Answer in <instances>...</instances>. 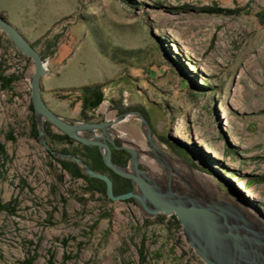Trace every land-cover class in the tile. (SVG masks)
<instances>
[{"label":"rangeland","instance_id":"rangeland-1","mask_svg":"<svg viewBox=\"0 0 264 264\" xmlns=\"http://www.w3.org/2000/svg\"><path fill=\"white\" fill-rule=\"evenodd\" d=\"M0 15L45 61L50 109L124 113L112 125L150 150L140 112L186 175L264 220V0H0ZM33 68L0 30V264H205L172 215L86 192L52 161L30 133ZM96 83L103 99L82 115L79 87Z\"/></svg>","mask_w":264,"mask_h":264},{"label":"water","instance_id":"water-1","mask_svg":"<svg viewBox=\"0 0 264 264\" xmlns=\"http://www.w3.org/2000/svg\"><path fill=\"white\" fill-rule=\"evenodd\" d=\"M0 30L33 63L34 68L29 75L30 102L37 126V138L49 153L72 160L84 175L102 180L105 194L111 200L132 198L148 216L158 213L174 215L182 227L185 241L205 264H264V225L260 218L259 221L253 219L245 209L237 206L238 202L233 197L218 187L209 188L205 185L191 166L188 167L193 177L177 171L167 154L156 145L153 130L140 112L132 111L141 120L150 155L165 171L164 178L149 174L140 165L136 149L115 142L116 136L110 133V120L73 121L54 112L42 96V77L47 73L42 56L31 41L2 15ZM125 116L124 113L118 114L116 120ZM45 122L82 144L97 146L104 164L117 175L128 178L132 188L115 194L112 179L106 172L91 168L74 154L52 149L45 139ZM96 130H100V133L97 134ZM111 146L129 154L126 164L112 160ZM177 159L182 161L179 157Z\"/></svg>","mask_w":264,"mask_h":264},{"label":"trees","instance_id":"trees-1","mask_svg":"<svg viewBox=\"0 0 264 264\" xmlns=\"http://www.w3.org/2000/svg\"><path fill=\"white\" fill-rule=\"evenodd\" d=\"M5 84H8V79L6 77H1ZM3 84V86H5ZM80 90V100H81V109L80 112L82 115H86V111L88 109H93L99 105V103L103 99V93L101 90L100 84H92V85H82L79 87ZM65 97V96H64ZM29 110L31 112L29 123H30V133L31 136L37 139V127L36 121L34 118L33 108L31 102L28 105ZM45 132L46 138L49 142H57L63 145L60 149L61 152L72 153L78 157H80L85 163H87L91 168L106 172L112 179L113 182V192L115 194L123 193L131 189V181L128 178H124L122 176L117 175L112 172L103 162L101 153L97 146L95 145H85L80 142H77L70 137H68L64 133H59L52 130V126L50 123H45ZM70 145V148H69ZM112 160L118 164H125L126 158L123 155V150H117L112 147ZM125 153V152H124ZM48 156L60 165L62 171L68 173L72 179L81 178L84 181V190L89 193H93L95 191L100 192L105 198H107L105 194V184L102 180L90 176L84 175L77 164L72 160L57 158L53 156L51 153L47 151ZM5 156V149L3 145L0 143V157ZM60 177V176H58ZM126 200H133L132 198ZM175 224H178V221L174 215H172Z\"/></svg>","mask_w":264,"mask_h":264},{"label":"bare ground","instance_id":"bare-ground-1","mask_svg":"<svg viewBox=\"0 0 264 264\" xmlns=\"http://www.w3.org/2000/svg\"><path fill=\"white\" fill-rule=\"evenodd\" d=\"M101 110L102 111H106V106H105V104H103V106L101 107ZM127 116V115H126ZM125 116V117H126ZM108 117L112 120V121H114L116 118H115V116L113 115V114H110V115H108ZM124 117V118H125ZM123 118V119H124ZM110 120V121H111ZM122 120V119H121ZM112 121H111V125H112ZM117 121V120H116ZM118 121H120V120H118ZM124 128V126L123 125H119L118 123H114L113 125H112V127L110 128V133H114V135L116 136V137H119V138H122L126 143H128L129 145L128 146H130V147H132V148H134V149H136L137 151H138V161L141 163H143L146 167H147V172L149 173V174H151V175H153V176H156V177H158V176H160V177H158V178H164L165 176H166V173H165V171L163 170V168L162 167H160L161 165L155 160V159H153L152 158V156L150 155V151L149 150H146L145 148H146V143H145V139L142 137V136H140V135H138V133L137 134H135V133H133V132H128V131H126V130H124L123 129ZM123 129V130H122ZM144 131V130H143ZM112 135V134H111ZM113 136V135H112ZM159 141V140H158ZM157 141V139L155 138V143H156V145L160 148V149H162V151H164L166 154H167V157H168V159L170 160V162H171V164L175 167V169L177 170V171H181V172H183L184 173V171H185V169H183L184 168V166H186L182 161H179L178 159H177V157L169 150V149H167V148H165L161 143H159ZM127 145V144H126ZM138 147V148H137ZM144 154H146V155H144ZM152 159H151V158ZM173 162H176L178 165H179V167H177V166H175L174 164H173ZM160 165V166H159ZM183 166V167H182ZM162 168V169H161ZM196 172V174H198V175H201L200 173H197V171H195ZM162 174H163V176H162ZM162 176V177H161ZM202 181V180H201ZM214 183H212V185L211 184H208L210 187L209 188H216L214 185H213ZM238 207H240V208H243V209H245L251 216H252V218L253 219H255V220H257V221H259L260 220V222L264 225V220L263 219H259V217L257 216V214H255L249 207H247L246 205L244 206L243 204H238L237 205ZM259 219V220H258Z\"/></svg>","mask_w":264,"mask_h":264},{"label":"flooded vegetation","instance_id":"flooded-vegetation-1","mask_svg":"<svg viewBox=\"0 0 264 264\" xmlns=\"http://www.w3.org/2000/svg\"><path fill=\"white\" fill-rule=\"evenodd\" d=\"M46 123V122H45ZM49 123V122H48ZM51 124V123H50ZM51 126H53L52 124H51ZM54 127V126H53ZM55 129H56V132H59V133H62V132H60L56 127H55ZM90 132H84V134H89ZM69 137V136H68ZM71 138V137H70ZM45 139H46V141H47V138H46V132H45ZM71 139H73V138H71ZM73 140H75V139H73ZM75 141H77V140H75ZM48 142V141H47ZM77 142H79V141H77ZM81 143V142H80ZM48 144L50 145V147L52 148V149H54V150H56V151H59L58 149H55L54 147H52V145L48 142ZM113 147V146H112ZM69 148H70V145H69ZM115 149H117V148H115ZM117 150H122V149H117ZM48 151V150H47ZM124 151V150H123ZM49 152V151H48ZM59 152H61V151H59ZM125 152V151H124ZM123 152V153H124ZM64 153H66V152H64ZM68 153V152H67ZM127 152H125V154H126ZM72 154V153H71ZM128 154V153H127ZM129 155V154H128ZM58 158V157H57ZM62 159H64V158H62ZM127 163V162H126ZM125 163V164H126ZM124 165V164H123ZM112 171V170H111ZM113 172V171H112ZM132 188V187H131Z\"/></svg>","mask_w":264,"mask_h":264},{"label":"crops","instance_id":"crops-1","mask_svg":"<svg viewBox=\"0 0 264 264\" xmlns=\"http://www.w3.org/2000/svg\"><path fill=\"white\" fill-rule=\"evenodd\" d=\"M41 89H42V94H43V90L45 89V88L43 89V82L41 83ZM50 89H52V88H50ZM43 99H44V97H43Z\"/></svg>","mask_w":264,"mask_h":264}]
</instances>
